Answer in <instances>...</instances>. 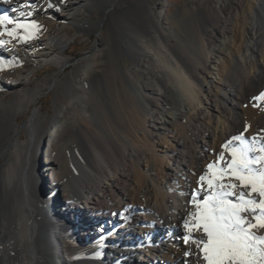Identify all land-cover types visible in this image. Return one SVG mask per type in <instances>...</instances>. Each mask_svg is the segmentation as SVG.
<instances>
[{"label": "bare ground", "instance_id": "1", "mask_svg": "<svg viewBox=\"0 0 264 264\" xmlns=\"http://www.w3.org/2000/svg\"><path fill=\"white\" fill-rule=\"evenodd\" d=\"M177 5L163 0L155 13L146 0H0V16L39 28L30 43L24 28L21 38L15 23L0 26V264H185L182 224L195 211L189 202L199 177L211 175L209 164L222 167L219 157L231 160L234 136L264 143V100L253 99L264 92V0H232L230 9L217 0L190 50L171 33ZM90 23L99 38L81 71L53 78L47 116L36 105L44 84L31 86L28 66L63 68ZM118 45L143 82L120 74L126 98L118 97L120 122L102 153L88 112L67 117L72 104L63 101L75 93L80 104L89 88L106 93L108 83L119 94L117 76L108 81L103 61L94 62ZM68 126L73 137L61 143Z\"/></svg>", "mask_w": 264, "mask_h": 264}, {"label": "snow or ice", "instance_id": "2", "mask_svg": "<svg viewBox=\"0 0 264 264\" xmlns=\"http://www.w3.org/2000/svg\"><path fill=\"white\" fill-rule=\"evenodd\" d=\"M5 23H15L29 35L39 31L35 22L25 25L0 16V26ZM14 34L15 29L8 31L9 36ZM253 99L264 100V92ZM232 139L239 145L232 148L231 160L224 161L221 156L222 167L209 164L211 175H201L198 190L192 192L189 203L195 211L188 212L182 224L181 239L189 249L184 252L185 264H190L193 256L197 264H264V235L254 231L264 230V143L255 138L249 142L243 134ZM254 152L259 155H252ZM225 178L239 183L218 182ZM200 192L206 194L200 197Z\"/></svg>", "mask_w": 264, "mask_h": 264}, {"label": "rangeland", "instance_id": "3", "mask_svg": "<svg viewBox=\"0 0 264 264\" xmlns=\"http://www.w3.org/2000/svg\"><path fill=\"white\" fill-rule=\"evenodd\" d=\"M151 6L153 12L159 11L163 0H146ZM180 6H176L177 12L176 14L169 15V21L171 24V33L172 36L175 37L182 45H184L188 50L192 48L193 45L196 44V35H197V27L208 28L209 25L207 20L213 18V6L217 0H206L202 2V0H195L193 5H183L182 0H177ZM187 1V0H186ZM215 1V2H214ZM225 5H227V9H230L232 4V0H223ZM121 3L116 4V8H120ZM98 18V15L95 16ZM197 19V21H196ZM16 33L23 38V33L19 28H16ZM84 29L86 32H82V34H78L73 42L70 44L69 48L66 50L65 57L67 62L63 66V68H57L53 65H46L41 68H35L34 66H28V71H35L34 75L31 78V86L36 82H43L44 84V93L39 99V102L36 104L37 106L41 105V112L46 114L47 116L54 115L53 109V94L49 90V86H52L53 78H60L65 73L72 71L73 69L78 72L81 71L85 66L82 64V59L84 57V53L87 52L92 44L99 38L98 31L96 30L95 23H90V25L85 26ZM104 30L111 37L112 41H116L117 38L112 32L109 30V23H104ZM81 30H76L78 32ZM75 32V33H76ZM74 32H68L71 36ZM122 35H125L122 33ZM38 33H34L30 38L25 39L27 42L33 43L38 39ZM112 52H104L103 55H99L95 58L94 62L103 61V65L101 68L105 72V78L109 81L114 76H117L116 83L117 86L121 88L117 92L113 85L106 84V93H101L97 89L89 88V93L86 94L87 97L80 104H76L74 102V98L76 94L72 95L69 98H66L63 102L72 104V108H68L69 112L67 117L71 116V113L75 115L76 119H81L85 117L86 110L90 115V120L96 129L97 135L94 136V143L98 146L102 153L104 150H108L105 142V138L112 139L113 133L115 132V125L117 126L120 122L121 109L119 106V99L125 100L126 98V86L123 82V78L121 77V73L129 74L133 81L136 83L143 82V76L140 73V70L136 68V64L131 57V55L126 52L120 45L115 46V49L111 50ZM114 59H116L114 61ZM64 69V72L63 70ZM102 75V72L92 73L90 74L91 78L95 76ZM76 79V76L74 77ZM113 81V80H112ZM124 90V91H123ZM83 93V91H80ZM132 93V91H130ZM2 94L6 95L8 98L10 97V92H3ZM34 105L31 106V109L20 116V124L23 125L27 119L29 118L31 111ZM73 137V133L71 131V127L68 126L64 131L57 136V139L60 140L61 143L64 141L71 139ZM75 234V231L73 230ZM157 263V262H156Z\"/></svg>", "mask_w": 264, "mask_h": 264}]
</instances>
